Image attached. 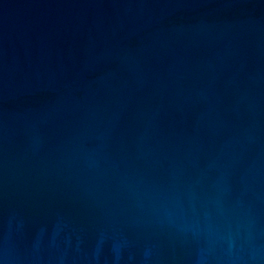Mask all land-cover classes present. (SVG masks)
I'll return each mask as SVG.
<instances>
[{"label": "water", "instance_id": "1", "mask_svg": "<svg viewBox=\"0 0 264 264\" xmlns=\"http://www.w3.org/2000/svg\"><path fill=\"white\" fill-rule=\"evenodd\" d=\"M0 264H264V0H0Z\"/></svg>", "mask_w": 264, "mask_h": 264}]
</instances>
